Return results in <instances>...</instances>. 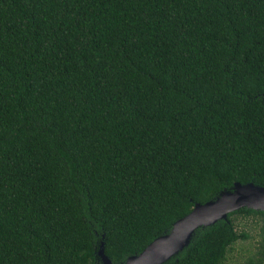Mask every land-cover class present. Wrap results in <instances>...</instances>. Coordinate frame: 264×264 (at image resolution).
Wrapping results in <instances>:
<instances>
[{"label": "trees", "instance_id": "1", "mask_svg": "<svg viewBox=\"0 0 264 264\" xmlns=\"http://www.w3.org/2000/svg\"><path fill=\"white\" fill-rule=\"evenodd\" d=\"M264 188V0H0V264H123L196 204ZM264 211L164 264H224Z\"/></svg>", "mask_w": 264, "mask_h": 264}, {"label": "water", "instance_id": "2", "mask_svg": "<svg viewBox=\"0 0 264 264\" xmlns=\"http://www.w3.org/2000/svg\"><path fill=\"white\" fill-rule=\"evenodd\" d=\"M242 208L264 211V188L252 183H236L231 191L222 192L215 200L196 204L189 214L172 225L169 233L156 238L139 255L127 258L123 264H164L189 244L198 228L226 220L229 213ZM97 256L101 264H112L104 254L103 245Z\"/></svg>", "mask_w": 264, "mask_h": 264}, {"label": "rangeland", "instance_id": "3", "mask_svg": "<svg viewBox=\"0 0 264 264\" xmlns=\"http://www.w3.org/2000/svg\"><path fill=\"white\" fill-rule=\"evenodd\" d=\"M237 231L245 233L246 239H239L232 246L226 256L224 264H247L250 259L256 257L261 240L260 224L252 218H237Z\"/></svg>", "mask_w": 264, "mask_h": 264}]
</instances>
